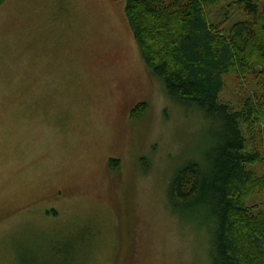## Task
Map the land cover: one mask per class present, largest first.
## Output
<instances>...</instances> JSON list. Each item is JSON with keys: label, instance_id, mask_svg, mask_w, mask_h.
Returning a JSON list of instances; mask_svg holds the SVG:
<instances>
[{"label": "rangeland", "instance_id": "rangeland-1", "mask_svg": "<svg viewBox=\"0 0 264 264\" xmlns=\"http://www.w3.org/2000/svg\"><path fill=\"white\" fill-rule=\"evenodd\" d=\"M124 7L0 5V264H213L216 220L169 189L184 165L208 169L222 125L168 96ZM262 89L229 75L220 99L234 109Z\"/></svg>", "mask_w": 264, "mask_h": 264}, {"label": "trees", "instance_id": "trees-1", "mask_svg": "<svg viewBox=\"0 0 264 264\" xmlns=\"http://www.w3.org/2000/svg\"><path fill=\"white\" fill-rule=\"evenodd\" d=\"M262 4L264 0H125L141 58L163 81L168 96L197 105L222 125L223 139L213 149L208 169L184 165L169 189L173 202L202 205L216 220L213 264H264V172L257 171L264 169ZM213 8L221 11L220 23L208 20L207 10ZM229 16L239 19L223 27ZM229 75L242 86L256 79L263 89L230 108L220 99ZM109 165L116 170L118 161L111 159Z\"/></svg>", "mask_w": 264, "mask_h": 264}, {"label": "flooded vegetation", "instance_id": "flooded-vegetation-1", "mask_svg": "<svg viewBox=\"0 0 264 264\" xmlns=\"http://www.w3.org/2000/svg\"><path fill=\"white\" fill-rule=\"evenodd\" d=\"M110 162V161H109ZM109 168L111 169V170H113L111 167H110V165H109ZM117 170V169H116Z\"/></svg>", "mask_w": 264, "mask_h": 264}]
</instances>
